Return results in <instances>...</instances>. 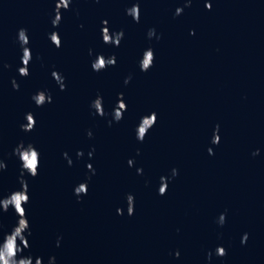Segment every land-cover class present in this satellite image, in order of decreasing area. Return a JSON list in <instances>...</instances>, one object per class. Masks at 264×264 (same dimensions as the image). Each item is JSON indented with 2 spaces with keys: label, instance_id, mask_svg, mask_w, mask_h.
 <instances>
[{
  "label": "water",
  "instance_id": "1",
  "mask_svg": "<svg viewBox=\"0 0 264 264\" xmlns=\"http://www.w3.org/2000/svg\"><path fill=\"white\" fill-rule=\"evenodd\" d=\"M56 3L0 0V159L7 164L0 199L21 188L14 149L23 142L40 153L39 174L25 176L32 234L23 255L34 264L53 256L56 264H264V0H191L190 7L186 0H72L54 27ZM135 4L138 23L126 13ZM177 8L184 9L179 16ZM105 20L112 33L124 32L118 47L103 42ZM21 28L32 52L27 77L18 72ZM153 28L160 39H149ZM148 48L155 61L144 72L139 62ZM101 54L117 62L96 72L92 63ZM53 71L65 78V90ZM40 91L52 103L38 107L32 97ZM120 94L127 110L109 126L112 116L94 114L90 105L102 96L111 114ZM153 112L157 122L140 142L136 129ZM27 113L36 120L31 132L21 129ZM161 177L169 178L165 195ZM85 182L87 194L77 197ZM0 220L2 238L18 216L0 208ZM219 246L226 256L216 254Z\"/></svg>",
  "mask_w": 264,
  "mask_h": 264
},
{
  "label": "clouds",
  "instance_id": "2",
  "mask_svg": "<svg viewBox=\"0 0 264 264\" xmlns=\"http://www.w3.org/2000/svg\"><path fill=\"white\" fill-rule=\"evenodd\" d=\"M99 2V0H97ZM72 0H57L55 7V17L52 20V24L54 27H59L62 21V12L65 10H69L71 6ZM186 7L191 6V0H186ZM208 10H211L212 4L208 3ZM183 8L176 9V15L179 16L183 13ZM127 15L131 16L137 23L140 21V7L139 4H135L132 7L126 9ZM104 27L102 29V39L106 44H114L115 46H119L122 39L124 38V32L119 31L116 33H112L109 29L108 21H103ZM83 27V25H81ZM195 34L194 31L192 33ZM149 39L155 37L157 40L161 37L157 35L156 30L150 29L148 31ZM49 38L51 42L57 47L60 48L62 46V40L58 32H52L49 34ZM17 42L20 44L22 49V64L23 66L18 69V72L21 76L27 77L29 72V65L32 60V52L28 47L30 43V38L27 33V29L21 28L18 31ZM92 54V50H89V55ZM155 61V53L154 50L148 48L143 53V57L140 60V69L141 71L148 72L151 67L154 65ZM116 57L113 55L111 57L106 58L104 55H98L97 58L92 63V68L96 72H100L105 70L108 66L116 65ZM4 67H11L10 65H4ZM52 76L57 82L60 90L66 89L65 78L59 72L53 71ZM132 77L129 76L125 79V84H128L131 81ZM12 86L14 89L19 90V83L13 79ZM33 101L38 107L44 106L46 103H52V96L46 91H40L32 97ZM121 94L119 96L118 104L115 106L113 112L111 114L107 113L104 109L103 97L98 96L90 105V107L94 110V114H98L101 117H105L107 115L112 116V120H109V126H111L113 120L115 122H119L123 119V114L127 110L126 104L121 102ZM27 123L21 125V129L25 132H31L35 129L36 120L33 113L26 114ZM157 122V114L155 112L145 115L141 118V122L139 123L136 133L137 139L140 142H143L147 133L150 129L154 127ZM92 132H88V136L92 137ZM221 137L219 135V125H217L212 143L218 145L220 143ZM94 149L88 153L91 158L94 155ZM210 155H214V151L212 148L208 149ZM13 154L17 156V158L21 161V174L19 178V182L21 184V188L10 193L7 197L0 199V208H2L3 212H7L9 208H13L16 215L18 216V221L15 226H13L11 232L4 233L2 238H0V264H34L32 256H25L23 253L26 249H30L31 245L28 240V236H31V226L27 219V210L24 207L25 204L30 202L29 196V185L27 180L25 179L26 175H31L32 177H36L39 174V166H40V153L36 149L33 144L25 145L21 142L13 151ZM139 154V152L137 153ZM259 151L254 152L253 155H258ZM78 157H83V151L77 153ZM65 159L68 160L69 165L73 163V161L69 158L68 153H64ZM129 166H134V161H128ZM7 164L0 159V172L6 170ZM88 170L91 171L92 175H95V168L92 164L87 165ZM138 174H143V169H138ZM179 174L177 169H172V177H176ZM91 179V176H89ZM161 187L159 188V194L165 195L168 188V177H161ZM75 195L77 197H82L86 195L88 192L87 183H81L74 190ZM128 203V214L133 215L135 212V198L133 195L129 194L127 196ZM119 214H123L122 209H118ZM226 222V213H222L218 218V224L223 226ZM3 222L0 220V231L3 230ZM27 234V235H26ZM248 234L245 233L242 237V243L246 244L248 240ZM59 239L57 240V246H59ZM216 254L220 257L226 256L227 251L224 247L219 246L216 249ZM180 253L177 251L176 256L179 257ZM212 253H208V259L211 260ZM35 264H43V258H36ZM48 264H56V258L53 256L49 259Z\"/></svg>",
  "mask_w": 264,
  "mask_h": 264
}]
</instances>
